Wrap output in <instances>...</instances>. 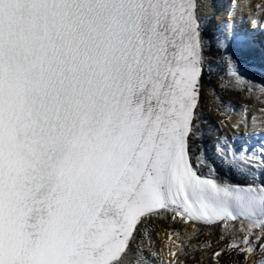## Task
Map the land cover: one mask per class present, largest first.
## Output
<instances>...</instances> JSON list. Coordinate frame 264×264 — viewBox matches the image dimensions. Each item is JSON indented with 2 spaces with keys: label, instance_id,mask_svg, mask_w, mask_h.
Wrapping results in <instances>:
<instances>
[{
  "label": "snow or ice",
  "instance_id": "1",
  "mask_svg": "<svg viewBox=\"0 0 264 264\" xmlns=\"http://www.w3.org/2000/svg\"><path fill=\"white\" fill-rule=\"evenodd\" d=\"M218 2L0 0V264H264V120L218 91L262 99L264 21Z\"/></svg>",
  "mask_w": 264,
  "mask_h": 264
},
{
  "label": "bare ground",
  "instance_id": "2",
  "mask_svg": "<svg viewBox=\"0 0 264 264\" xmlns=\"http://www.w3.org/2000/svg\"><path fill=\"white\" fill-rule=\"evenodd\" d=\"M218 3L216 4L215 9L217 7H219L218 5L220 3L219 4ZM253 4L256 6L260 5L259 9L264 10V0H250V6ZM239 13L240 12L237 13L236 17H238ZM218 16H219L218 18L222 22L224 17H225V13L221 17H220V14ZM214 71H215V75L213 77L214 83H216V79H215L216 76L223 75V74L227 73V69L223 66H221L219 69H215ZM243 73L246 76V78H248L249 80H251L253 82H256V83L264 82V61L256 53H252L249 57L245 58ZM205 91H206V95H205L204 99H205L206 105L208 106V107H206V110H205L206 115H207V121H208L207 126L214 133L215 132V122L218 119H220L221 117H219V116L213 114L212 112L208 111L209 107L214 108L215 105L211 104L212 93L208 90L207 85H206ZM218 91H220V95L223 96L225 100H231L236 105H241V104H246V105H250V106L254 105L252 110L249 112V115H256L257 121L261 122V120H264V117H262L258 111V109L260 107H264V94H259L262 99L257 100V93H253L251 96H248L247 93H239L238 94L236 92H224L222 90H218ZM229 117H230L231 122H235L238 119H240L241 118V110L239 109V107L237 108L235 113H229ZM241 130L244 131L245 129H241ZM224 131L226 133H228L229 135H232L230 128H226V129H224ZM207 147H208L209 152L211 153L212 149H213V142H212L211 136L208 138ZM217 163L219 164V161H217ZM220 171L224 175L228 174V169L223 167V166L220 167ZM236 178L240 179L239 176H237ZM166 227H167V225L157 227L156 232L153 233L154 239H155L157 233L161 234V238L155 240L154 248L157 251H161V250L166 251L167 250V249H165V243H164V238H163V233H162V229L166 228ZM176 227L179 228V227H182V225H176ZM188 230L191 231V228H189ZM209 231H214V230H207V229L203 230V232L205 234H201L199 236L198 240L193 241V243H196L197 245H199L204 241H211L214 244L215 243V237L213 235L206 234ZM152 250L153 249H149V251H152ZM196 257H197V261L202 260L203 264H209V261L207 259V254L205 252H197ZM158 259H165L162 251H161V255L159 256ZM189 264H192L191 260H189Z\"/></svg>",
  "mask_w": 264,
  "mask_h": 264
}]
</instances>
